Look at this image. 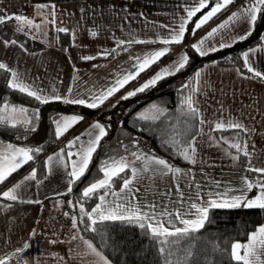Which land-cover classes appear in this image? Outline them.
Returning <instances> with one entry per match:
<instances>
[{
	"label": "crops",
	"instance_id": "crops-1",
	"mask_svg": "<svg viewBox=\"0 0 264 264\" xmlns=\"http://www.w3.org/2000/svg\"><path fill=\"white\" fill-rule=\"evenodd\" d=\"M213 1L208 0V7L194 16L195 21L189 31L193 38L192 45L207 37L212 29L218 28L232 13L239 12L241 7L245 6L244 1L235 6L228 5L222 13H217L193 34L195 23L210 10ZM198 4L199 0H0V16L19 15L31 19L33 24L24 26L23 31L18 30L19 24L15 19L7 21H11L13 29L44 44L38 50L28 51L19 47L16 40L0 37V63L6 65L9 71L8 83L13 79L12 73L15 72L19 82L45 97L59 95L70 100L82 99L85 104L74 105L86 106L87 103L93 102L94 97L116 86L118 80L135 73L138 58L142 60L155 51L169 48V52L164 55L165 60L149 74L140 78L136 76L134 81L127 83L131 84L123 94H128L152 79L162 69L173 65L175 55L170 51L174 44L165 45L162 41L170 38L172 30L178 31L181 22L187 19L186 9ZM46 26H51L52 33L45 34ZM253 27L254 24H250L247 17L230 23L206 39L203 49L210 53L213 52L210 51L213 47L217 50L228 48H221L220 45L232 46L239 41L233 42L235 38L244 36L249 30L252 32ZM60 28L66 31H58ZM93 32L96 33L95 36L92 35ZM59 33H67L70 43L60 44ZM48 34L55 38V42L45 43L41 40ZM74 34L78 37L76 41L73 40ZM262 37L264 27L261 39ZM177 52H184L183 46H178ZM244 53H248V66L253 69L252 73L264 74V39L261 44L254 45L242 53L245 64ZM84 57L94 59L85 60ZM197 72L200 73L199 77L196 76ZM189 97L191 107L196 109L198 116L197 132L190 141L191 146L196 149L195 163L179 166L166 162L181 170L176 174L149 162L162 158L143 156L138 159V156L133 154H125L115 161L123 159L129 165L127 168L130 174L127 179L132 180L131 192H121L123 181L119 187L100 193L97 202L86 213H92V209L101 204L100 197L104 196V208H114L117 204L125 208L135 205L143 212L159 213L166 206L168 212H179L184 219L192 220L196 219L197 215L196 209L191 207L192 204L208 207L212 200L222 203L240 196L254 199L260 194L258 183L264 182V175L259 177L254 187L245 174V169H264V79L244 76L232 65L208 63L195 71L193 91ZM54 101L63 102L49 99V102ZM13 108L18 107L1 106L0 115L10 124L25 123L17 120V113L11 112ZM11 115H14L16 120H13ZM26 117L29 121L27 114ZM96 122L104 128L100 120L92 119L70 131L60 140L59 146L44 155L45 174L42 178L35 175L33 179H25L30 176L32 168L36 173L34 167L28 166L0 190L5 192L19 184L20 187L16 188L15 192L17 199L13 201L2 198V204L6 203L2 206L9 205L8 208L14 210L15 214L18 212L17 219L19 212L31 211V216H28L30 220L21 224L24 226L21 228L22 232H26L24 236H19L20 228L15 225L16 230L13 229L11 241L6 242L0 237V260L5 264H104V261L112 264L93 242L80 235L76 217V226L73 227V222L60 219L43 220L42 216L45 212H56L60 206L48 204L47 200L67 197L69 202L67 194L72 180L70 173L73 164L78 162L82 150L86 149L89 141L98 134V130L92 128ZM229 122L240 123L246 131L227 129ZM217 123L225 125L224 130H219L222 132L220 139L214 134V131L218 130ZM237 131L243 132L241 146L242 152L247 153L245 165L240 163L238 154L230 146L237 144ZM89 132L92 135H88ZM76 137L80 139L76 140ZM73 141V146L68 147L69 142ZM0 143L11 144L2 140ZM133 169L137 172L135 177ZM103 178L104 173L93 183ZM245 181L253 184L251 190L247 189ZM150 205L156 207L150 208ZM70 206L74 208L71 204ZM1 218L0 216V234ZM157 218L170 231L174 230L173 225L184 227L179 219H175V215ZM169 220H172V225L168 223ZM260 226H264V222L246 239L234 243L247 244L249 236ZM17 235L23 238L20 239ZM21 240L23 241L20 242ZM3 244L9 245L7 254H4ZM89 244L91 248L88 247ZM261 258L264 259V255Z\"/></svg>",
	"mask_w": 264,
	"mask_h": 264
},
{
	"label": "trees",
	"instance_id": "trees-1",
	"mask_svg": "<svg viewBox=\"0 0 264 264\" xmlns=\"http://www.w3.org/2000/svg\"><path fill=\"white\" fill-rule=\"evenodd\" d=\"M194 21L195 17L188 21L183 41L174 44L175 47L183 46V51L189 57L188 63L182 70L162 78L157 85L143 92H137L126 100L121 99L127 95L123 92L131 84L129 83L97 108L58 101L41 104L34 97L10 88L9 71L0 69V107L7 105L27 109L26 114L29 117V123L18 122L15 126L5 120L0 122V140L18 144L22 141L15 136L27 139L21 144L31 150L30 154L33 157L12 173L4 183L22 173L28 166L34 167L36 176L42 178L45 174L44 155L59 146L60 140L66 134L92 119H98L104 125L106 134L96 146L83 176L71 183L72 190L67 196L70 204L76 209L80 235L93 242L112 264H165L166 260H171L172 264H177L178 261H182L183 264H240L232 258L231 245L235 241L246 239L264 222V209L244 206L209 208L203 227L185 236L167 237L169 242H178L164 245L159 242L165 239L164 237H152L146 229H141L135 222L105 220L93 224L86 215V211L97 202L100 193L119 187L130 174L129 169L126 168L124 172L113 178L110 187L98 189L90 197H84L85 188L102 177L101 169L105 162L111 163L125 154H133L138 157L156 156L179 166L190 163L181 152L187 148L190 154L189 145L197 132L198 116L196 112L189 110L185 101L193 91L194 74L199 67L208 63L232 65L238 73L256 78L244 64L242 53L262 43L264 11L258 13L251 35L247 39L239 40L228 48L203 56L198 54L191 44L193 38L189 31ZM0 37L5 40H16L28 51L38 50L44 46L43 43L13 29L11 21L0 23ZM59 41L60 44H69L68 34L59 33ZM165 58L166 56L161 57L139 73L137 78L149 74ZM146 107L153 109L152 117L138 114ZM70 113L82 119L57 138L54 121L62 114ZM221 133L219 130L214 131L219 139ZM237 134L236 140L240 149L235 147L231 149L238 154L240 163L245 165L246 157L241 146L243 132L237 131ZM36 149L40 151L37 152ZM245 174L254 187L262 176L250 169H245ZM81 207L84 213L78 211ZM162 247L165 248L163 255L160 252ZM169 252L172 255L169 256Z\"/></svg>",
	"mask_w": 264,
	"mask_h": 264
},
{
	"label": "snow or ice",
	"instance_id": "snow-or-ice-1",
	"mask_svg": "<svg viewBox=\"0 0 264 264\" xmlns=\"http://www.w3.org/2000/svg\"><path fill=\"white\" fill-rule=\"evenodd\" d=\"M234 3V0H217L214 6L210 8L208 12H206L196 23L195 28L192 29L193 34L195 33L196 29L201 28L204 24H206L213 16H215L217 13L221 12L223 9H226L228 5ZM208 7V0H199V4L193 8L186 9L187 11V19L183 20L181 24L179 25V29L172 30L170 38L164 39L162 41L165 45L170 44H180L183 41L184 35H185V25L194 17L198 12H200L202 9ZM261 11H264V0H254L253 3L249 5L242 6L239 12H234L232 15L224 21L222 24L218 26V28L212 29L210 33H208V36L203 38L201 41H199L197 44L192 45L193 49L199 53L201 56L207 55V51L203 49V45L206 39L213 36L217 33L219 29L226 28L230 23L237 22L241 20L242 18L247 17L250 24H255L257 20V15ZM54 15V13H53ZM9 19H15L18 24L19 28L18 30L23 31L24 26H31L33 24V21L31 19H28L23 16L16 15L14 17L12 16H0V23H5ZM37 27H39L37 25ZM58 31H66V29L60 28ZM95 32L92 33L93 36H95ZM251 35V30H249L244 36H239L234 39L233 42H236V40H245L248 36ZM264 39V37H262ZM139 42V41H137ZM15 43V41H13ZM231 45L221 44L220 47H230ZM169 48L165 47L161 50L155 51L142 60L138 58V64L136 65L137 71L135 73L129 74L124 76L122 79L118 80L116 82V86L110 88L107 90V92L101 94L100 96L94 97L93 102L87 103L86 106L89 108H97L100 104H102L105 100H107L110 96L114 95L117 91H119L120 88H122L125 84H127L130 80H133L136 78V76L139 75L140 72L145 71L148 67H150L153 63H155L157 60H159L161 57L166 55L169 52ZM217 49L215 47L211 48L210 51H216ZM115 51V49H113ZM109 53H105V55H108ZM85 60L94 59V57H84ZM244 59H245V65L248 66V53H244ZM189 57L187 54L181 55L177 61L174 62L172 66L169 68L162 69L160 72H158L152 79L147 81L145 84H143L141 87L135 89L132 92H129L126 96L121 97V99H128L134 95H136L137 92H143L145 89L154 86L159 80L164 78L166 75H174L176 72L182 70L186 64L188 63ZM0 69L8 70L6 65L3 63H0ZM248 71L253 72V69L248 66ZM255 76L260 77L261 79H264V74H261L260 72H254ZM13 79L9 82V87L18 89L21 92L26 93L28 96L34 97L36 100H38L41 104H46L49 102V99H55V100H63L64 103H72V104H85L86 102L84 100H70L67 98H63L59 95L53 96V97H45L38 93V91L31 90L27 86H25L22 82H19L17 79V74L15 72L12 73ZM196 76L199 77L200 73L197 72ZM69 92H71V89H69ZM188 104L189 110L192 112H196V109L191 107V98L189 97L186 101ZM11 112L13 114L19 113L22 115H26L27 109L24 108H13L11 109ZM82 117L73 116L70 118H61L59 121H54L56 124V136L59 138L61 135L64 134L68 130L69 127H71L73 124L77 123ZM4 117L0 116V122H3ZM25 123H29V121L25 120ZM203 123V121H201ZM12 126H15V122L12 123ZM93 129L98 130V134L94 137V139L90 140L88 143V146L86 149H83L78 162L73 164L72 172L70 173V176L72 177V180L70 181V186L68 191L71 192V183L78 180L81 176H83L85 170L88 167V164L91 160L93 152L96 150V146L99 144V141L101 138L106 134L104 128L98 123H94L92 125ZM216 129L218 130H224L225 125L217 123ZM227 129H239L241 131H246L244 129L243 125L240 123H233L229 122L227 124ZM88 135H92L91 132L88 133ZM79 137H76V140H79ZM75 141L69 142L68 147H72ZM173 143H176V141H173ZM231 147H235L238 150L240 149L239 144H232ZM189 148L191 149V154H189V150L186 148L184 151L181 152V155L184 156L186 160H188L190 163H195V155H196V149L189 145ZM30 149L27 148H16L12 145H8L6 149V153L3 156H0V182H3L8 175H10L12 172L16 171L18 168L22 166V164L30 161L33 159L32 155H30ZM35 151L39 152L40 149H36ZM245 154H247L245 152ZM138 159L140 157H137ZM52 158L50 157L49 160ZM235 159V157H234ZM149 162L154 163L156 165L162 166V168L167 169L168 172H174L176 174L180 173V169L174 168L166 163L163 159H153ZM129 167V165L121 159L120 161L113 160L111 163L105 162L104 166L102 167L101 171L104 173V178L97 181L96 183L91 184L89 187H87L84 192V197H90L91 194L95 193L98 189L102 188H108L111 186V181L114 177L118 176L121 172H124L125 169ZM145 169H147V164H145ZM250 171H255L261 175H264V169H250ZM133 176L135 177L137 175L136 169L132 170ZM35 170L32 171L30 176L26 177L25 179H33L35 178ZM247 189L251 190L253 188V184L247 183L245 181ZM132 184V180L125 179L124 183L121 188V192H124L127 190L129 193L131 192L130 185ZM20 185H16L14 188L5 191L3 193V197L8 200H16L17 196L15 195L16 188H19ZM258 187L261 189V192L258 196H256L254 199H245L243 196L240 197H233L230 201L225 200L224 202H217L215 200H212L209 202L208 207H198L195 204H192L191 207L196 209V219H184L179 212L177 213H170L165 209L160 211L159 213L156 212H143L139 206L135 205H129L127 208H125L123 205L117 204L114 208H104L103 202H104V196L100 197L101 204H98L95 208L92 209V213H86L88 215L89 220L92 221L93 224L97 222V218L99 221H105V220H122V221H128L129 223L135 222L138 224V226L141 229H146L147 232L152 237H164L165 239L159 241L161 244L167 245L169 243H175L178 241L169 242L166 238L167 237H179V236H185L188 235L190 232L198 231L201 227H203L205 220L207 219V213L209 207H219V208H236L240 207L243 203L244 207L247 208H260L264 209V182L258 183ZM113 195H116L113 193ZM134 198V197H133ZM150 208H155L156 205H150L148 206ZM81 213H84V209L81 207ZM96 214H98V217H96ZM175 215V219H179L181 223L184 224L183 228H178L173 225L174 230H169V228L165 227L163 223L157 218V216H171ZM96 217V218H94ZM168 223L172 225V220H169ZM75 220L73 222V227H75ZM94 230V229H93ZM89 248H91V244L88 245ZM241 251L243 254H241ZM161 254L163 255L165 252V248L162 247L160 249ZM169 256L172 255L171 252L168 253ZM98 255V253H97ZM190 255V254H189ZM262 255H264V226H260L257 231L249 236V242L247 244H240V243H234L232 245V258L233 260L240 262V264H264V259H262ZM103 259V257H101ZM0 264H5L3 260H0ZM104 264H108L107 261H104ZM165 264H172L171 260H166ZM177 264H183L182 261H178Z\"/></svg>",
	"mask_w": 264,
	"mask_h": 264
},
{
	"label": "rangeland",
	"instance_id": "rangeland-1",
	"mask_svg": "<svg viewBox=\"0 0 264 264\" xmlns=\"http://www.w3.org/2000/svg\"><path fill=\"white\" fill-rule=\"evenodd\" d=\"M215 1V2H214ZM213 2H212V4H211V7L212 6H214L215 5V3L217 2V0H214ZM229 6H232L231 4L229 5ZM17 27L19 28L20 26L19 25H17ZM25 30V29H24ZM52 30H51V26H46L45 27V34L47 33V32H51ZM52 33V32H51ZM58 37H59V35H58ZM69 37V36H68ZM77 36L74 34V37H73V40L74 41H76L77 40ZM55 38H52V36H51V34H48V35H46L45 37H43L41 40H43V42H45V43H51V42H55V40H54ZM18 42V41H17ZM16 42V43H17ZM19 43V42H18ZM69 43H70V37H69ZM19 45V47H22L21 46V44L19 43L18 44ZM172 46V45H171ZM177 49H178V47H175L174 45L172 46V48H171V51H170V53L172 54V55H175L174 56V59H173V64H174V62L175 61H177L178 60V58L181 56V55H183V54H185V52H181V53H179V52H177ZM177 53H179V54H177ZM154 77V76H153ZM17 117H18V119L17 120H22V121H25V120H27V117H26V115H22V114H19V113H17ZM139 115L140 116H149V117H152L153 115H154V111H153V109L152 108H149V109H147V108H145V110L143 109L142 111H140L139 112ZM1 116V115H0ZM11 116H13V120H16V118H15V116L14 115H11ZM10 116V117H11ZM73 116H77L76 114H74V113H70V114H62L61 116H60V118L57 120V121H59V120H61V118L63 117V118H70V117H73ZM4 117V116H3ZM76 124V123H75ZM75 124H73L71 127H73ZM71 127H69V128H71ZM68 128V129H69ZM54 131H55V135H56V124H55V126H54ZM25 136H27V134L25 135ZM15 138H18V140L19 141H22V142H18V144H16V143H11L10 145H12L13 147H16V148H27V149H29L27 146H25V145H23V144H21V143H23L24 142V140H27V139H25V138H20L19 136H15ZM49 139V138H48ZM9 144H1L0 143V156H3L5 153H6V149H7V146H8ZM25 164V163H24ZM24 164H22V166L24 165ZM21 168V167H20ZM20 168H18V169H20ZM17 169V170H18ZM16 170V171H17ZM34 169L32 168V171H33ZM15 172V171H14ZM13 173V172H12ZM11 173V174H12ZM32 173V172H31ZM10 174V175H11ZM10 175H8L7 176V178L10 176ZM18 175V174H17ZM17 175H15L13 178H11L9 181H6V183H4L5 182V180L7 179H5L3 182H0V190L2 189V187H4V186H6L8 183H10V181H12L13 179H15L16 178V176ZM4 183V184H3ZM1 184L3 185V186H1ZM3 192L4 191H1L0 192V216L2 217L1 218V222H2V234H0V237L1 238H4V240H6V242L7 241H11L12 240V234H13V229L14 230H16V228H14L15 227V225H18L19 226V231L21 232L20 234H19V236H24L25 234H26V232L25 231H23L22 232V229L21 228H23L24 226H21V224L25 221V220H30L29 219V217L28 216H31L30 215V213L29 212H31V211H25V210H23L22 212H19V215H18V219H17V214H18V212H17V214H15V212H14V210H12V209H9L8 208V206H2L3 204H6L5 202L2 204V202H3V200H1L2 198H4L3 197ZM48 204H59L60 206L58 207V210L56 211V212H53V213H44V215H42L43 216V220H46V219H52V220H55V219H60V220H65V221H67V222H69V223H71V222H74V217H76V209H74V208H72L71 206H70V204H69V202H68V199H67V197L66 198H56V199H54V200H50V201H46ZM41 203H43V202H41ZM67 205V206H66ZM78 211L79 212H81V208H78ZM36 213H38V212H36ZM35 213V214H36ZM47 215L49 216V217H47ZM70 226V225H69ZM18 236V235H17ZM18 236V237H19ZM20 239H22L23 237H19ZM14 240V239H13ZM23 240H21L20 242H22ZM23 244V243H22ZM16 245V244H15ZM3 249H4V251H5V253L4 254H7L9 251L8 250H10V248H9V245H4L3 244Z\"/></svg>",
	"mask_w": 264,
	"mask_h": 264
},
{
	"label": "built area",
	"instance_id": "built-area-1",
	"mask_svg": "<svg viewBox=\"0 0 264 264\" xmlns=\"http://www.w3.org/2000/svg\"><path fill=\"white\" fill-rule=\"evenodd\" d=\"M242 1H244L245 5H249V4L253 3V0H234V3H232L231 5L232 6L238 5Z\"/></svg>",
	"mask_w": 264,
	"mask_h": 264
}]
</instances>
